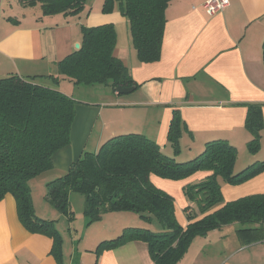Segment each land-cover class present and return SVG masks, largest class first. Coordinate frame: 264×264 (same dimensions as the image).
I'll return each mask as SVG.
<instances>
[{"label": "crops", "instance_id": "obj_1", "mask_svg": "<svg viewBox=\"0 0 264 264\" xmlns=\"http://www.w3.org/2000/svg\"><path fill=\"white\" fill-rule=\"evenodd\" d=\"M205 1L169 3L161 58L145 63L140 61L132 44L127 18L118 7L103 12L104 0H87L78 15H43V9L37 8L41 4L0 0V76L13 73L36 76L37 81L57 87L76 100L71 142L52 156L53 168L42 174L47 182L69 170L84 151H97L104 141L119 134L145 133L173 156L169 131L175 112L186 126L176 159H190L204 149L206 142L226 139L238 148L236 172L256 160H264V128L259 151L251 153L247 143L252 134L246 127L249 104L261 105L264 120V0H230L227 8L214 15L205 10ZM104 23L115 24L114 53L128 67L137 85L126 93H119L109 85L110 93L83 101L77 98L86 92L60 75L57 63L81 43L82 25ZM52 76H60L58 83ZM210 173L202 170L180 180L152 174L150 179L174 197L176 216L184 227L228 201L264 193V172L242 184L222 181L223 203L201 213L184 186L197 183ZM34 190V206L40 217L54 219L58 226L63 218L71 219L48 201H38L41 197ZM73 193L72 207L83 206L84 195L80 193L81 196L73 198ZM189 214L195 217L189 219ZM129 215L127 211L104 213L95 222L103 226H96L94 241L86 247L76 244L73 236H65L57 226L62 235V263L153 264L148 244L139 240L100 254L96 251L101 241L117 237L131 221L138 222L136 226L158 228L155 219L144 225L147 222L139 215L135 214L138 221L127 220L131 219ZM85 218L86 224H90ZM239 227L240 223H229L197 235L179 264H264V224L263 237L245 243L237 234ZM52 248L53 238L31 232L18 215L15 197L7 194L0 202V264H59Z\"/></svg>", "mask_w": 264, "mask_h": 264}, {"label": "trees", "instance_id": "obj_2", "mask_svg": "<svg viewBox=\"0 0 264 264\" xmlns=\"http://www.w3.org/2000/svg\"><path fill=\"white\" fill-rule=\"evenodd\" d=\"M87 0H21L23 4H41L44 14H80ZM172 0H104L102 11L116 7L127 18L132 44L141 62L161 58L166 9ZM80 47L61 59L58 72L75 84L134 86L124 62L115 55L117 31L114 23L81 26ZM264 62V42H263ZM58 83L60 76H52ZM36 76L9 74L0 76V202L12 194L18 215L34 233L53 238L52 253L62 263V235L56 220L35 213L30 181L53 168L52 156L70 144L71 127L76 115V100L57 87L37 81ZM137 85V84H135ZM246 127L252 138L251 153L261 147L264 120L260 104H249ZM186 126L174 113L169 140L173 156L145 133L119 134L104 141L97 151H84L61 176L46 183V198L59 212L74 218L70 195H84V215L88 223L100 220L112 211H132L147 223L158 219L162 228L124 227L121 234L98 244L97 253L129 241L146 242L153 264H179L197 235L206 234L224 224L240 223L237 229L245 242L263 237L264 193H255L228 201L201 219L182 226L176 216L175 199L153 184L152 174L169 179H186L198 171L211 173L197 183H187L185 193L201 213L223 203L222 181L242 184L264 172V160H256L235 171L238 148L226 139L206 142L204 149L190 159L178 160L180 137ZM190 208H192L190 206ZM195 216L190 214L189 219ZM259 224V227H252Z\"/></svg>", "mask_w": 264, "mask_h": 264}, {"label": "rangeland", "instance_id": "obj_3", "mask_svg": "<svg viewBox=\"0 0 264 264\" xmlns=\"http://www.w3.org/2000/svg\"><path fill=\"white\" fill-rule=\"evenodd\" d=\"M38 4H40V3H38ZM37 8H38V10H40V8L42 9V7H40V6H38ZM42 13H43V10H42ZM43 15H45V14L43 13ZM78 86L81 88L80 91L82 90V91L86 92L85 95L83 94L81 97L79 96L77 98V99H82L83 101H93V100L98 99V97H101L104 94L106 95L107 93L111 92V90L109 88L110 86L107 85V84H104V83H101V84L98 83V84H94V85H92V84L91 85L79 84ZM201 152H199V153H201ZM42 174L43 173L39 174L38 176H36V177H34L32 179V183H31L32 186L31 187H33V189H35L34 193H35L36 196L40 195L41 198H38V201L39 200L48 201L46 196H45L46 195L45 193L47 191V186H46L47 180H45V177ZM33 189H32V192H33ZM73 194H74L73 198H76L77 194L80 195V193H73ZM70 201H72L71 197H70ZM73 205H74V199H73ZM193 205H191V207H193ZM84 207H85V204H83V206H77L75 204V207L74 206L72 207V205H71L72 210L76 211V214L74 215V218L72 220L71 219L70 220H68V219L66 220L65 218H63V222H61V225L58 226L56 224V226H58L60 228V230L63 231L62 233H64L65 236H67V237L68 236H70V237L73 236V239L77 240L76 244L80 243L81 246L86 247V246H90L91 243L94 241V238H95L94 235L96 234L95 228H97L96 226H98L100 223H95V222L98 221L97 220V221H94V222H92L90 224H86L87 221H86V218H85L84 213H83L84 212ZM189 208H190V206H189ZM37 212L38 211H36L35 213H37ZM127 212H128V214H130L129 217L131 218V219H127V220H129V221L130 220H135V219H137V221L140 220L139 217H136V215H135L136 213H134L132 211H127ZM47 214H48V210H46L45 215H47ZM36 215H38V214H36ZM136 223H138V222H132L131 221L127 225L136 226ZM148 224L149 223H147V224L144 223V225H148ZM155 224H157L158 228L154 229V231H160L162 226H161L160 222L158 221V219H155ZM99 226H103V225H99ZM157 226H155V227H157ZM70 231L73 234H71Z\"/></svg>", "mask_w": 264, "mask_h": 264}, {"label": "built area", "instance_id": "obj_4", "mask_svg": "<svg viewBox=\"0 0 264 264\" xmlns=\"http://www.w3.org/2000/svg\"><path fill=\"white\" fill-rule=\"evenodd\" d=\"M229 5L230 0H206L204 3L205 10L210 15L223 11Z\"/></svg>", "mask_w": 264, "mask_h": 264}, {"label": "water", "instance_id": "obj_5", "mask_svg": "<svg viewBox=\"0 0 264 264\" xmlns=\"http://www.w3.org/2000/svg\"><path fill=\"white\" fill-rule=\"evenodd\" d=\"M76 47L79 48L80 47V43L76 44ZM136 88V86H130V87H121V86H117L116 90L119 93H126V92H131Z\"/></svg>", "mask_w": 264, "mask_h": 264}]
</instances>
